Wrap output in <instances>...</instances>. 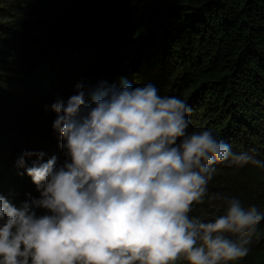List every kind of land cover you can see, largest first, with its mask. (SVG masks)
<instances>
[{"label":"trees","instance_id":"obj_1","mask_svg":"<svg viewBox=\"0 0 264 264\" xmlns=\"http://www.w3.org/2000/svg\"><path fill=\"white\" fill-rule=\"evenodd\" d=\"M78 2L81 10L66 15L41 10V0H0V195L17 207L39 198L27 167L65 160L51 105L70 78L96 71L116 85L153 84L185 100L197 126L190 133L211 129L233 152L264 161V0ZM215 167L190 215L210 221L225 214L224 200L209 199L214 194L264 212V168ZM249 248L229 264H264V220Z\"/></svg>","mask_w":264,"mask_h":264},{"label":"clouds","instance_id":"obj_2","mask_svg":"<svg viewBox=\"0 0 264 264\" xmlns=\"http://www.w3.org/2000/svg\"><path fill=\"white\" fill-rule=\"evenodd\" d=\"M75 88L51 105L64 162L53 156L26 169L39 198L17 207L0 195V264H229L248 255L264 220L256 205L214 194L225 214L190 213L216 165L264 161L233 152L211 129L189 133L191 106L153 84Z\"/></svg>","mask_w":264,"mask_h":264},{"label":"rangeland","instance_id":"obj_3","mask_svg":"<svg viewBox=\"0 0 264 264\" xmlns=\"http://www.w3.org/2000/svg\"><path fill=\"white\" fill-rule=\"evenodd\" d=\"M41 3H42V6H43L41 10L47 11V10L50 9L52 14H54L58 10H63L66 15H69V14L75 15L76 13H78L81 10V7H80V4H79L78 0H41ZM47 5H49V7H47ZM50 5L54 6L55 8H53V9L50 8ZM88 65H91V63L89 62ZM93 73H95V74H93ZM93 73H91L90 75H83V76H81L80 78H78L76 80L73 79V78H70V80L67 81L68 84H69V87H67V89L65 91H61V93H60L61 96L60 97H63V100L66 102L67 99L71 95H74L76 93L75 86L79 82H84L85 84L95 85L99 81L103 80V81H106L109 85H112L114 83V80H112V79H111L112 81L109 80V77H108L109 81L106 79L107 74H105L104 72L96 71V72H93ZM92 76L94 78V82L95 83L92 82V80H90V79H93V78H91ZM119 85H120V83L117 86H119ZM56 117H57V115H56ZM196 127H197L196 124L194 125V123L190 122V126H189V129H188L189 133H190V130H196Z\"/></svg>","mask_w":264,"mask_h":264}]
</instances>
